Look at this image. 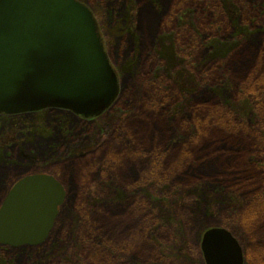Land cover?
Returning <instances> with one entry per match:
<instances>
[{
  "label": "rangeland",
  "instance_id": "rangeland-1",
  "mask_svg": "<svg viewBox=\"0 0 264 264\" xmlns=\"http://www.w3.org/2000/svg\"><path fill=\"white\" fill-rule=\"evenodd\" d=\"M78 1L120 94L89 120L0 117V207L27 175L67 191L46 242L0 264H207L212 228L264 264V0Z\"/></svg>",
  "mask_w": 264,
  "mask_h": 264
},
{
  "label": "water",
  "instance_id": "water-1",
  "mask_svg": "<svg viewBox=\"0 0 264 264\" xmlns=\"http://www.w3.org/2000/svg\"><path fill=\"white\" fill-rule=\"evenodd\" d=\"M120 80L93 11L78 0H0V115L59 109L84 118L116 101ZM65 186L49 174L28 175L0 208V244L40 246L65 202ZM207 264H244L231 232H205Z\"/></svg>",
  "mask_w": 264,
  "mask_h": 264
},
{
  "label": "flooded vegetation",
  "instance_id": "flooded-vegetation-1",
  "mask_svg": "<svg viewBox=\"0 0 264 264\" xmlns=\"http://www.w3.org/2000/svg\"><path fill=\"white\" fill-rule=\"evenodd\" d=\"M44 111V110H43ZM62 111V110H61ZM40 111H37V112H28V113H22V114H18V115H0V117H9V118H16V117H20V116H23V115H29L31 113H38ZM23 128H26V125H23ZM1 129V128H0ZM4 140H7V136L5 137ZM14 142V140H13ZM49 238V237H48ZM1 246V245H0Z\"/></svg>",
  "mask_w": 264,
  "mask_h": 264
},
{
  "label": "trees",
  "instance_id": "trees-1",
  "mask_svg": "<svg viewBox=\"0 0 264 264\" xmlns=\"http://www.w3.org/2000/svg\"><path fill=\"white\" fill-rule=\"evenodd\" d=\"M180 5V4H179ZM227 13V12H226ZM157 14V13H156ZM244 124V123H243ZM0 249H4V250H6V248L5 247H3V246H0Z\"/></svg>",
  "mask_w": 264,
  "mask_h": 264
}]
</instances>
